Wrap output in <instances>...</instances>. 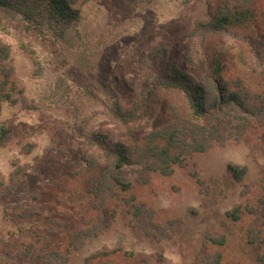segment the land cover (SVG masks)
<instances>
[{
    "label": "rangeland",
    "instance_id": "374dc122",
    "mask_svg": "<svg viewBox=\"0 0 264 264\" xmlns=\"http://www.w3.org/2000/svg\"><path fill=\"white\" fill-rule=\"evenodd\" d=\"M243 1L79 0L73 7L76 20L60 26L24 31L17 22L0 24L15 83L14 105L2 103L0 111V128L9 129L0 147V264H208L215 251L222 255L220 264H259L264 206L237 222L226 213L238 206L249 210L261 195L264 120H253L238 140L193 155L170 176L154 173L140 185L134 173H121L131 189L107 196L102 209L89 193L105 168L90 171L88 162L100 163L104 147L166 124L164 105L181 103L178 96L160 93L155 115L128 126L107 115L115 102L109 90L127 110L149 74H158V63L143 68L157 45L169 46L167 67L198 79L222 54L226 78H241L251 92L264 91V17L247 29L217 34L196 29L224 5ZM251 5L260 11L264 0ZM192 54L206 63L189 62ZM229 166L247 168L241 181L233 179ZM14 171L21 175L13 190ZM126 198L152 211L154 224L169 225L168 236L156 240L135 225ZM88 228L90 237L67 255L70 236ZM219 233L227 238L224 247L208 241ZM256 236L261 239L253 242ZM100 252L113 253L96 256Z\"/></svg>",
    "mask_w": 264,
    "mask_h": 264
},
{
    "label": "trees",
    "instance_id": "16d2710c",
    "mask_svg": "<svg viewBox=\"0 0 264 264\" xmlns=\"http://www.w3.org/2000/svg\"><path fill=\"white\" fill-rule=\"evenodd\" d=\"M78 1L0 0V24L17 22L23 25L24 31H28L32 26L39 31L46 25L60 26L76 20L77 13L73 7ZM251 1L244 0L233 7L224 5L214 11L213 18L209 22L196 23V29L202 28L207 33L217 34L233 27L247 29L254 22L259 23V18L264 17V8L260 11L254 10ZM168 52L169 46L162 43L148 54L143 68L147 63L155 62L161 69L158 74L152 76L149 74L144 80V90L130 109H124L117 95L109 90L115 102L112 108L107 109V115L124 126L143 116L153 117L156 113L155 102L160 93L178 96L181 98V103L170 101L164 105L163 114L167 119L166 124L132 141L104 147L100 163L95 160L88 162L90 171L105 168L99 172L97 178H94L89 190L101 209L107 196L116 195L119 189L121 192L131 189L129 183L122 181L121 173H134L136 183L140 185L147 184L150 175L154 173L170 176L175 166L184 167L186 160L193 155L204 153L213 146H221L229 140H238L248 132L253 120H264V91L251 92L244 86L241 78H236L234 82L226 78L227 66L224 64L222 54L213 57L208 75L198 79L176 67L171 69L167 67ZM238 60L245 64L241 53L238 54ZM188 61L197 65L206 63L204 59L193 54L188 57ZM14 89L10 50L7 45L0 42V111L2 103L14 105ZM8 133V128H0V147L4 145ZM99 149L102 150L100 145ZM18 171H14L10 176V186L13 190L18 185L17 181L19 182L17 177L21 175ZM229 172L233 179L239 182L247 172V168L229 166ZM260 192L261 195L254 207H250L249 210L244 206L235 207L226 213V218L231 222H237L243 214L256 213L264 206V177L260 183ZM130 203L131 200L126 198L125 204L135 225L143 227L156 240L168 236L169 225L163 228L154 224L152 211L146 209L144 205ZM144 219L146 226L143 223ZM154 229L157 231L155 232ZM90 234L89 228L75 231L70 236L65 253L68 255L79 250ZM260 239V236H256L253 242ZM208 241L213 246L227 245L226 236L220 233L208 238ZM29 251L31 246L27 248V252ZM112 253L100 252L96 256H108ZM28 254L30 255V252ZM221 261V253L215 251L213 261L208 264H220ZM257 262L264 264V256L258 258Z\"/></svg>",
    "mask_w": 264,
    "mask_h": 264
}]
</instances>
